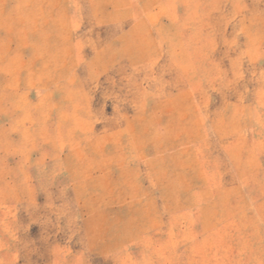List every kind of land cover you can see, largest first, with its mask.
<instances>
[{
	"label": "rangeland",
	"instance_id": "rangeland-1",
	"mask_svg": "<svg viewBox=\"0 0 264 264\" xmlns=\"http://www.w3.org/2000/svg\"><path fill=\"white\" fill-rule=\"evenodd\" d=\"M0 264H264V0H0Z\"/></svg>",
	"mask_w": 264,
	"mask_h": 264
}]
</instances>
